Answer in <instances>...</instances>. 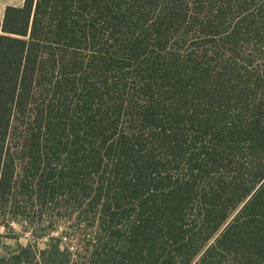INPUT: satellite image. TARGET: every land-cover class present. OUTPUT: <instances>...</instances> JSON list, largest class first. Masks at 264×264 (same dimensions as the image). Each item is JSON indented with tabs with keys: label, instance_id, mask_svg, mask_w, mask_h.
Listing matches in <instances>:
<instances>
[{
	"label": "trees",
	"instance_id": "1",
	"mask_svg": "<svg viewBox=\"0 0 264 264\" xmlns=\"http://www.w3.org/2000/svg\"><path fill=\"white\" fill-rule=\"evenodd\" d=\"M12 222L0 264H264V0L6 6Z\"/></svg>",
	"mask_w": 264,
	"mask_h": 264
},
{
	"label": "rangeland",
	"instance_id": "2",
	"mask_svg": "<svg viewBox=\"0 0 264 264\" xmlns=\"http://www.w3.org/2000/svg\"><path fill=\"white\" fill-rule=\"evenodd\" d=\"M11 229H4L0 226V245L6 244V245H14L16 242H19L22 245L27 244L28 242H34L37 244L39 248H43L45 245L46 238H36L33 239V235L31 231L25 230L24 226H22L19 223L12 222ZM54 235H67L61 233L59 229L56 230ZM63 241H66L67 244H73V241L70 243V240L68 237L66 239L64 238Z\"/></svg>",
	"mask_w": 264,
	"mask_h": 264
},
{
	"label": "crops",
	"instance_id": "3",
	"mask_svg": "<svg viewBox=\"0 0 264 264\" xmlns=\"http://www.w3.org/2000/svg\"><path fill=\"white\" fill-rule=\"evenodd\" d=\"M24 0H0V21L3 18L4 9L6 6H21Z\"/></svg>",
	"mask_w": 264,
	"mask_h": 264
}]
</instances>
